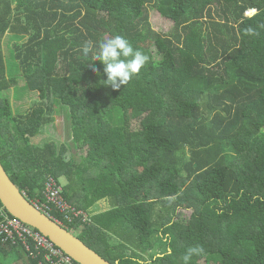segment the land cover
I'll return each mask as SVG.
<instances>
[{
  "label": "trees",
  "instance_id": "trees-1",
  "mask_svg": "<svg viewBox=\"0 0 264 264\" xmlns=\"http://www.w3.org/2000/svg\"><path fill=\"white\" fill-rule=\"evenodd\" d=\"M7 35L24 40L13 60ZM115 35L149 57L119 90L96 60ZM20 80L23 101L40 98L26 115L4 97ZM57 109L79 165L56 143L32 144ZM0 162L31 198L66 179L91 223L63 225L111 264H185L189 249L187 264H264V0H0ZM22 242L0 236V264L46 263Z\"/></svg>",
  "mask_w": 264,
  "mask_h": 264
},
{
  "label": "built area",
  "instance_id": "built-area-1",
  "mask_svg": "<svg viewBox=\"0 0 264 264\" xmlns=\"http://www.w3.org/2000/svg\"><path fill=\"white\" fill-rule=\"evenodd\" d=\"M63 186L53 176H50L46 183L43 196L40 199L32 200L31 203L50 219L68 229L63 225L60 218L68 225L80 224L81 227L91 223V215L84 211L78 210L69 205L64 200ZM0 213L2 221L0 222V236L8 243L16 244L23 241L27 245L28 238L35 241L36 251L45 252L46 263L42 264H75L73 259L65 254L48 238L32 227L25 225L19 219L10 218L4 211Z\"/></svg>",
  "mask_w": 264,
  "mask_h": 264
},
{
  "label": "rangeland",
  "instance_id": "rangeland-1",
  "mask_svg": "<svg viewBox=\"0 0 264 264\" xmlns=\"http://www.w3.org/2000/svg\"><path fill=\"white\" fill-rule=\"evenodd\" d=\"M149 15H150L149 16L150 22L153 25V27L155 28V30H157L158 32H161V33H168L171 30L172 23L168 19H166L162 15H160L157 10L152 9L150 7L149 8ZM251 15H253V13H249V16H251ZM23 43H24V40L20 36L15 37L12 35H7L5 37V39L3 40V50H4V53H5L8 60L15 59L16 50H17L16 48L17 47L20 48V45H22ZM19 61H17L16 64L20 65ZM21 75H23V72H21ZM19 87H20L19 88L20 90L19 89H13L10 91V93L4 94V97L5 98L9 97L10 102H11V108L14 111H16V113L26 115L27 113L30 112L31 103H33L35 101H39L40 98H39V95L37 93L36 94H28L26 96V99L23 101L21 96H19V91L21 92L25 88V83L23 80L19 81ZM69 121H70V118L67 116V113L65 112V110L63 111L61 109H57V113L55 115V121L50 123L47 126H44L43 134L34 138L32 140V144L45 146L47 143L53 142V143H56L59 146V149H61V150L63 147L65 148L64 145H70L71 146L72 139H70L68 136V132H69V128H68L69 123L68 122ZM138 125H139V123L135 122L133 127H137ZM70 146H69L68 150L65 148L67 159L72 157V160H74L75 165L81 164L82 163V157H81L82 154L80 152L76 153V151L74 149L70 148ZM60 183L63 186V191H64V186L66 185L67 180L62 178L60 180ZM23 193L28 197L27 193H25V192H23ZM62 196H63V198L67 204L75 207L78 210H83V209H79L75 205L68 202L64 196V192L62 193ZM28 198H31V197H28ZM40 198L41 197H35V198H31V199L35 200V199H40ZM108 208H109V205L104 200V201L99 202L97 206L95 205L92 208V211L95 214H98L102 211L107 210ZM179 213H183L186 216H191L192 211L191 210H179L177 214H179ZM81 229H83V227H81ZM143 256L148 260L150 259V256L148 255V253H144ZM14 263L15 262H12V264H14ZM210 263L211 262H209V261H207V262L205 261V264H210Z\"/></svg>",
  "mask_w": 264,
  "mask_h": 264
},
{
  "label": "water",
  "instance_id": "water-1",
  "mask_svg": "<svg viewBox=\"0 0 264 264\" xmlns=\"http://www.w3.org/2000/svg\"><path fill=\"white\" fill-rule=\"evenodd\" d=\"M0 201L7 212L53 242L78 264H111L68 229L38 210L10 179L0 162Z\"/></svg>",
  "mask_w": 264,
  "mask_h": 264
},
{
  "label": "clouds",
  "instance_id": "clouds-1",
  "mask_svg": "<svg viewBox=\"0 0 264 264\" xmlns=\"http://www.w3.org/2000/svg\"><path fill=\"white\" fill-rule=\"evenodd\" d=\"M249 13H253V15L249 16ZM255 14L256 10L249 11L246 16L252 17ZM93 47L94 43L92 41L86 42L83 48L84 54L88 55L93 50ZM98 48L99 55L96 60L103 63V73L107 77L106 80L102 79V81L107 87H111L114 90H119L121 86L127 85L135 75L140 73L149 61V57L144 52L134 49L131 42L120 35H115L111 38L99 41ZM88 66L91 67L97 75H100L99 70L94 67V63ZM23 195L30 202L32 201V199L28 198L24 193ZM0 211L4 210L0 208ZM195 251V249L188 250V253L184 256L185 264H187V261Z\"/></svg>",
  "mask_w": 264,
  "mask_h": 264
}]
</instances>
